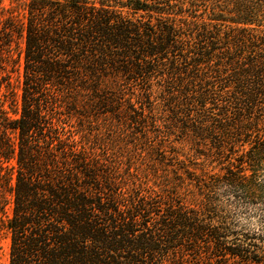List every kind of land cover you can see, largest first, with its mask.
<instances>
[{"label": "trees", "instance_id": "obj_1", "mask_svg": "<svg viewBox=\"0 0 264 264\" xmlns=\"http://www.w3.org/2000/svg\"><path fill=\"white\" fill-rule=\"evenodd\" d=\"M1 232L8 264H264V0H0Z\"/></svg>", "mask_w": 264, "mask_h": 264}, {"label": "rangeland", "instance_id": "obj_2", "mask_svg": "<svg viewBox=\"0 0 264 264\" xmlns=\"http://www.w3.org/2000/svg\"><path fill=\"white\" fill-rule=\"evenodd\" d=\"M3 2L8 5L9 4V0H3ZM14 85L16 88V93L18 95L19 98V93H20V88H19V83L14 81ZM180 141V134L178 136V134L174 135L172 137V142L175 144H178V142ZM0 264H8V250H9V238L8 236L4 233L1 232L0 234Z\"/></svg>", "mask_w": 264, "mask_h": 264}]
</instances>
